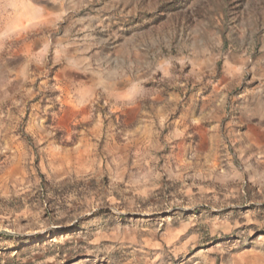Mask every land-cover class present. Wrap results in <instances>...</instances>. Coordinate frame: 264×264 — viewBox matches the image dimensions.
<instances>
[{"label":"rangeland","instance_id":"1","mask_svg":"<svg viewBox=\"0 0 264 264\" xmlns=\"http://www.w3.org/2000/svg\"><path fill=\"white\" fill-rule=\"evenodd\" d=\"M0 264H264V0H0Z\"/></svg>","mask_w":264,"mask_h":264}]
</instances>
